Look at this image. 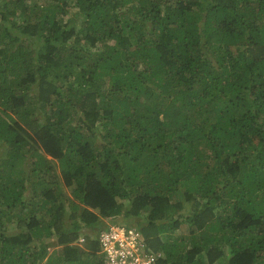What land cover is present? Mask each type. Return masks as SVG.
<instances>
[{
    "label": "trees",
    "instance_id": "1",
    "mask_svg": "<svg viewBox=\"0 0 264 264\" xmlns=\"http://www.w3.org/2000/svg\"><path fill=\"white\" fill-rule=\"evenodd\" d=\"M109 224L264 264V0H0V264H103Z\"/></svg>",
    "mask_w": 264,
    "mask_h": 264
},
{
    "label": "built area",
    "instance_id": "2",
    "mask_svg": "<svg viewBox=\"0 0 264 264\" xmlns=\"http://www.w3.org/2000/svg\"><path fill=\"white\" fill-rule=\"evenodd\" d=\"M97 239L103 264H160L161 253L152 251L136 228L109 224Z\"/></svg>",
    "mask_w": 264,
    "mask_h": 264
},
{
    "label": "rangeland",
    "instance_id": "3",
    "mask_svg": "<svg viewBox=\"0 0 264 264\" xmlns=\"http://www.w3.org/2000/svg\"><path fill=\"white\" fill-rule=\"evenodd\" d=\"M108 223V222H107Z\"/></svg>",
    "mask_w": 264,
    "mask_h": 264
}]
</instances>
